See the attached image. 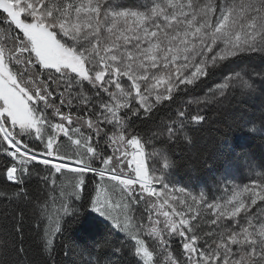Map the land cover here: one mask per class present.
Returning a JSON list of instances; mask_svg holds the SVG:
<instances>
[{"label": "snow or ice", "instance_id": "obj_1", "mask_svg": "<svg viewBox=\"0 0 264 264\" xmlns=\"http://www.w3.org/2000/svg\"><path fill=\"white\" fill-rule=\"evenodd\" d=\"M237 92L264 94V0H0V264H36L26 220L58 264L76 202L121 237L83 264H264V171L219 195L174 182V147Z\"/></svg>", "mask_w": 264, "mask_h": 264}, {"label": "trees", "instance_id": "obj_2", "mask_svg": "<svg viewBox=\"0 0 264 264\" xmlns=\"http://www.w3.org/2000/svg\"><path fill=\"white\" fill-rule=\"evenodd\" d=\"M262 112L264 94L260 92L254 95H241L237 92L234 98L225 100L217 111L210 114L211 119L193 132L194 144L174 147L177 154L182 153L184 160V166L175 172L174 182L178 186L186 185L196 190H204L214 184L219 185L225 167L234 163H254L259 171H264L260 167L264 164V134L259 131L249 134L247 129V121L260 117ZM32 187L35 189L36 185L33 184ZM73 207L78 211V216L74 221L71 216L65 217L69 223L65 225L64 236L57 243L55 259L58 264H83V258L78 255L82 244H91L107 235H112L113 241L121 239L110 223L94 214L89 205L81 206V202H76ZM5 208L7 214H11L16 205L0 201V242L4 239L2 226L5 223ZM31 228L32 225L26 220L23 240L26 246L31 247L36 264H43V258L39 254V241ZM65 245L76 251L67 256L63 255L67 250ZM105 257L110 258L114 264H128L129 260L128 256H115L111 251L106 252ZM7 259L8 256L0 249V260Z\"/></svg>", "mask_w": 264, "mask_h": 264}, {"label": "rangeland", "instance_id": "obj_3", "mask_svg": "<svg viewBox=\"0 0 264 264\" xmlns=\"http://www.w3.org/2000/svg\"><path fill=\"white\" fill-rule=\"evenodd\" d=\"M124 2L125 3H134V2H137V0H124ZM246 163H248V162H244L242 164H239V163L228 164L224 169L225 173L223 174L221 183L219 185H216V184H214L213 186L211 185L212 187H210L209 189H212L214 194L219 195V193L216 192V188H217V186L223 188L225 180L228 183L235 182L237 184H243V183L249 182L248 176H247L248 169L246 168ZM251 164H254V163H251ZM254 165H256V164H254ZM256 170L259 171L258 168ZM194 190H196V189H194ZM196 191H201V189L196 190ZM91 211L94 214H96L97 216H99L100 218H102L103 220H105L98 213L94 212L93 210H91ZM105 221H107V220H105Z\"/></svg>", "mask_w": 264, "mask_h": 264}]
</instances>
